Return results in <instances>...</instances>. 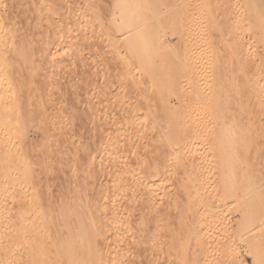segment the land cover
I'll return each instance as SVG.
<instances>
[{
    "label": "bare ground",
    "instance_id": "obj_1",
    "mask_svg": "<svg viewBox=\"0 0 264 264\" xmlns=\"http://www.w3.org/2000/svg\"><path fill=\"white\" fill-rule=\"evenodd\" d=\"M66 1L65 2L67 4H69L68 7H70L71 1L70 0H69L70 2L68 0H66ZM112 1L114 2V4L116 6L119 7V9L117 10V13H115L111 10L112 11V13H111L112 24H111V26H109V28L111 27V29L114 30L115 35L116 34L118 35L119 42H120V40L124 41V51H126L127 53L126 52L124 53V58L121 56V58H122L121 63H124V67L126 69V71L124 70L126 72L125 75L127 76V74H128L130 77L133 76V74L131 75V72H129V69H130L129 64L131 67L134 65V64L131 65V63L135 62L137 68L141 70V71L140 70L139 71L142 72L143 74H145V75H143V78H145V76L148 77L149 83L147 81V84L150 85V86L148 85V87H150V89L152 88L151 89L152 91L157 90L156 93L158 96L156 95V93L154 95H155V97H158L157 98L158 100H160L161 103L158 100H156L161 104L160 107L162 106L161 108L162 109L164 108V111L166 109L165 113L167 112L166 114L168 117L166 116L167 117L166 118L165 114H164V117L167 120L164 122L162 121L163 124H161L160 121H158L160 119V117L158 119L157 113H154V112H158L161 109L159 106L158 107L160 109L157 106H154L157 108H154V107L149 108V110L150 109L153 110V108H154V112L152 114H151V110H150V114L153 115V117H154L152 120H154V122L158 121L156 123L152 122L151 125L148 123V121H150L148 119L149 118L151 119L152 117H150L149 114H146V113H148V111L145 114L142 113L143 115H136V114L132 115L134 113L125 114V112L124 113L121 112V114L117 113L120 116H118L119 121L118 122L115 121L118 126H115L114 129L117 131L115 133H118V134L115 136L114 139L112 137H109V139H107L106 141L104 139L103 140L104 144H102V142H101V144L103 145V148L101 147L102 152H104V154L106 156L105 158H108V159H96L97 157L95 155L97 154V152H100L99 150L95 151L96 152L95 155H94L95 152H92L93 154H91V152H89L91 154V157H90V154L88 156V154H86V151H84L85 150L84 147L82 149V152H81V149H80V152L77 151V149H76L77 152L76 153L74 152L71 155L72 152L69 153L71 151V149H70L71 148L70 147L71 146V144H70L71 137H68L70 135H68L69 132H67V131L69 130L68 125L70 124L69 126H72V124H71L72 120L71 119H73L74 116L70 119L66 109L69 108V110L71 109L70 110L71 112L70 111L69 112L70 113L73 112L72 109L75 108L73 103H75V101L78 99L76 94H78L77 93L78 89L81 86L80 85L81 83H79L81 80L77 79V78L76 79L79 81H77L76 79H75V81H73L74 79L69 80L68 84L70 83L69 84L70 88H68V84L66 81L68 79L64 80V79H62L63 78L62 76L60 77L61 73H59L58 67H60L61 72L67 71L69 74L72 72V71L71 72L68 71L69 68L71 67L70 65H73L75 63V61L77 63V59L80 58L81 55L79 53L78 48L81 46L79 44L77 45V43H76L77 41H75V39L78 40L77 37L82 34L81 33L82 22L80 23V20H78L76 18L77 15H75V13L70 14V12L71 13L73 12V11H71L72 9L70 10L69 14H68V12L67 13L63 12L64 11L63 8L65 5V4H63V3H65V2H63V0H11L10 3L11 2H13V3L18 2V4H20V2H21V3H27L28 6L30 5V7H29L30 9H28L27 7H25V9H24L23 7H21V6H23L21 4L20 11L24 10V12H20V14L18 13L19 16L23 15V19H22V17L20 18V19H22V23L20 22L21 20L19 21L17 19L19 21V23L23 24V22L25 20L26 24L28 23L27 26H29V24L31 23V25L33 24L36 27V24L34 22L36 21L37 26H38L39 25L38 22H40L39 20L41 18H43V16L45 14L46 15L48 14V16H45V17L48 18L47 22L48 21H50V22L48 23V25L46 23L44 28L46 30L49 27H51L49 24L51 23V21L55 20V23L58 22V24L56 25L53 22H52V24L56 25V26L54 25L55 28L57 27V35L56 36H58V37H57V39H52L54 37L50 38V35H48V33L50 34L51 29L49 28L50 30L48 31V33H47V31H45L47 33L45 35L44 34L45 32L43 33L42 29H40L39 28L40 26H39V27H36L37 30L38 31L41 30L40 32L45 35L44 36L42 34L44 39L42 38L43 40H42V42H40L41 39H39L40 41L37 40L38 39L37 37H39L38 33H36V35H34L35 34L34 32H37L35 29L33 30L34 32L32 31V34L34 33L32 35V37L33 36L34 37L33 38L30 37L31 31L29 29H32V27L30 26L31 28L29 27V29H25V27H24L25 22H24V26H23L24 28L23 29L21 28V30L17 31V30H15V28L12 27L13 28V30H12L11 26H14L18 23V21H15L16 15H12V14H15V11L17 12L18 9L15 10L14 13H12V14L9 13V15H12L15 17L14 18L15 20H13L12 16L10 19L9 15H5L8 13H4V15L6 17L8 16V19L10 21L13 20V21L17 22L14 25H13V21H11L12 22V25H11V22H9L8 20L6 23V20H5L6 17H4V16L0 17V264H155L156 259L154 258V256L157 257V255L160 254L159 252H161L162 251L161 249L163 248V247L159 248V249L157 248L158 247L157 243H158V241H160L159 239L160 238L164 239V240L166 239V241H167V239H169V240L173 239L174 240L176 238V235H180V234L173 235V233L176 232V230H175L176 227L174 228L173 224H171L173 226L170 227L171 225L169 223H171L172 220L171 221H168V220L172 214L169 211H167V213H165L166 210L164 212H163V210H161L162 211V213H161L160 210H157L158 212H160V213H158V212H156V210H154V209L158 208V205L155 204L156 203L155 200H158L157 196H156L157 195L156 192L159 191L158 189L156 191V188L154 186L155 182H156L155 180L160 176H161L160 178L164 177L165 176L164 174H167L165 172H166L168 167L170 168V165L174 167V168L171 167V171L168 169L170 172H172V170L174 169L173 174L171 173L170 178L175 176L177 179L180 180L179 181L176 179L175 183L178 181V182H180V184H183V185H181L183 187L182 188L180 187V189H181L180 191L178 189L180 184L179 183H178L179 185L174 184L175 188L178 186L176 189V190H178V193L177 192L176 193L179 194V196H181V198H180L177 194L176 195L174 194L173 195L174 199L176 197H178L180 200L182 199L183 202L185 201V204H188L189 208L187 207L188 209L186 211L188 212L187 214L189 215V217L192 216L193 223H194L195 217H193L194 215H192V213L194 214L195 212H197V214L195 213V215L197 216L198 211L200 209L197 208L199 210L194 211L196 206L195 205L192 206V205L195 203L199 204V203L204 201V203L202 205L201 204L200 205L203 206L205 204V206H208L209 200L207 199L208 201L206 202L203 198L204 196L202 197V195H205V194H203V192H204L203 189L206 186L205 184H208L207 181L205 182V178H207L206 176L209 173H206L208 171L204 170L206 158H205V155L202 154L203 151L201 153V152H199L198 148H196L195 143H197V140L201 137L200 135H198L200 133V131H198V129L200 127L199 125L202 122H203L202 125L207 124L206 122L204 123V119L205 120H209V119H207V117H205L206 113L203 112L204 116L201 114L202 117H204V118H202L203 121L201 122V120L199 119V118H201V116H200L198 118L200 120V124H198V119H196V118L194 119L191 117L188 106H187L188 108L184 106L185 109L182 107L183 110H181L182 114L179 115L180 117L179 116L177 117V114H176V117L178 119L176 117H173V115L172 116L170 115L172 118L169 119L170 118L169 113H170L171 109L169 107L170 105L168 106V102H169L168 100H169V97L171 95H173V96L178 95V97H181L179 102L181 101V99L184 98V100L181 101V103H183L185 101L187 102V100H185V99H188V101H191V100L195 101L196 100V103L202 101V99L205 98L204 97L205 94H202L203 95V98H202L201 97L202 95H200L201 93H203L202 92L203 90L200 92V89H202V87H200L201 86L200 84H202V83L198 82L197 80H198V77H199V79L201 77H203L202 75H199L200 73H203V71L199 72L200 67H197L195 65V59L193 57L194 55L192 56L193 53L191 54L192 51L191 50H190L191 52L188 51L191 47L188 49V46L190 44L189 45L187 44L188 42H187V40H185L186 39L185 37L187 36V33L190 31L188 29H187L188 32L185 31V28H184L185 25L182 22L183 20L180 22L181 24L179 23L180 25L177 26L178 30L176 29L177 30L176 33L178 34L179 40H181L182 37L185 38L183 40L184 43L182 42L185 50L182 51L183 52L182 55L180 53L182 58H181V56L177 57L179 59H178V61L176 60V63L174 62L175 60L168 58L169 57L168 53L166 56V52L168 51L166 43L168 41L165 43L164 40H162L163 38H161L162 34H160L158 32V31H160L159 28L161 27L159 25L158 18L160 17L159 16V14H161L160 12H164V10L162 9L163 7L166 8V6L169 5L170 7L174 8V9L170 10V8L168 7L169 8L168 12H169V10L172 11V12H170V14L172 13L171 15L173 16L172 17L173 20L172 19L170 20L172 22L176 18L181 19L183 17V15L188 13L187 12L188 11L187 6H188V9L191 6L188 4L189 2L186 3L184 1L183 2L182 1H178V2L173 1V2H171V5L168 4L167 0H112ZM170 1H172V0H170ZM200 1H201L202 5L207 3V7L206 6L204 7V5H203V7H201L202 9L203 8L206 9L205 18L211 19L210 21H209V19L206 20L205 21L206 23H208L207 21H209V23L211 21H215V19H218V15L220 17V14L223 15V16L221 15V19L220 18L218 19L220 21H218V22H217V20L215 21V22H217V25H219L221 22V24L217 27V29L219 28V30H221L222 29V26H221L222 23H224L226 20H228L230 18V17H228V15L231 12V11L229 12V7H227L228 2H231L233 4V3H235L234 1H236V0H233V1L227 0V2L225 0L224 1L222 0V2H221V0H220L219 3L215 1V3L219 4V5H216V4L214 5L213 0H211V1H213V3H210L211 2L210 0H203V2H202V0H200ZM208 1H210V2H208ZM225 2L227 3L226 6L224 5ZM195 3H196V1H195ZM18 4L17 3L12 4V7H14V5L19 6ZM198 4H199V2H198ZM212 4L214 6L213 7L214 9L211 8ZM115 5H112V6L116 7ZM199 5H201V4H199ZM233 5H235V9H236L235 12L237 13V16H236L237 19H234L235 21L233 19H232V21H228L229 23H227L226 26H228V24H230L231 22L234 21L233 22L234 26H232L233 29L234 28L236 29L237 26L240 29L243 28V30L246 28L248 31L247 30H245V31L247 34H249V37H250L249 39H252L254 41V43H256V45H257V46L255 45V47H257V48H252V49H257V50L255 51L256 53L255 52L253 53L254 56L252 54H251L252 55L251 56L250 55L251 52L249 53V51L247 53L246 49L248 50L247 47L249 46L248 45L249 43L246 44L247 42L245 40H243V38H242L243 36L240 35L241 36V37H239L240 41H239V39H237L238 38L237 36H236L237 38H233L235 42L237 40L239 42L237 41V44L235 46L232 45L230 47L231 48L230 51H232V52H230V51L229 52L231 53L230 55L233 58H235L236 61L240 62L241 60L245 59L244 61L248 62L247 63L248 66H251L254 68V69H252L254 71V76L252 74L253 78L249 75L251 77V80H253V79L254 80L252 83H250V80L248 79L249 84L247 82V85L248 86L250 85V88H251L250 93H253V96L256 97L255 101H257V102L262 101V99L260 98V97H262V95H261L262 91L260 92L261 86L259 84L261 81L259 82L258 74H262L261 69H262V64H264V0H237L236 4H233ZM233 5H232V7H233ZM220 6H222L221 7L222 9H220ZM12 7H10V8H12ZM16 7H14V8L16 9ZM232 7L230 6L231 9H232ZM10 8H8V9L11 10ZM14 8H12V9H14ZM17 8H19V7H17ZM65 8H67V7H65ZM90 9L93 11V8H90ZM112 9H114V8H112ZM190 9H192V8H190ZM9 10L6 12H10ZM68 10L69 9H67L66 11H68ZM226 10H228V11H226ZM92 11L91 12L89 11V12L92 13ZM165 12H166V10H165ZM227 12H228V15H226ZM84 14H86V13H84ZM92 14L95 15L96 14L95 11ZM2 15H3V13H2ZM49 15L50 16L51 15L57 16V21H56L55 17H54L55 19L52 18L53 20L52 19L50 20L51 17ZM225 15L228 17V19L225 18ZM44 19H42V20H44ZM166 19L168 20V18H166ZM223 19H224V21H222ZM31 21H33V22H31ZM84 21H85V19H84ZM42 22H43L42 25H44L45 20ZM163 22H164V20H163ZM163 22H161L162 24L161 23L160 24L163 25ZM166 22H164V24ZM40 24H41V22H40ZM17 25L19 26L20 24H17ZM46 25L49 27L46 28ZM175 25H177V24H175ZM230 25H232V23ZM8 26H10V27H8ZM27 26H26V28H28ZM54 26H53V28H54ZM220 26H221V29H220ZM14 27H16V26H14ZM170 27H171V24H170ZM42 28H43V26H42ZM44 28H43V30H44ZM163 28H164V26H163ZM174 28H176V27H174ZM226 28H225V30H226ZM232 28L230 26L229 31L232 30ZM235 29L233 30V32L235 31ZM237 29L235 32L240 31L239 29L238 30ZM24 30H29L30 34H26L28 31H25L26 33H23L22 31H24ZM54 30L55 29H53V31ZM106 30H107V28H106ZM16 31L17 32L20 31V32H22V34L20 33L21 35L20 34L17 35ZM54 32H56V31H54ZM219 33L224 34V30H223V33L220 31H219ZM240 33L243 34L245 32H240ZM234 35H237V34H234ZM18 36H20L19 40H16V38ZM35 36H37V37H35ZM220 36H223V35H220ZM207 37H209V36H207ZM232 37H233V35H232ZM34 38L36 40L33 41ZM207 39H210V38H207ZM249 39H246V40L249 41ZM37 41H39L40 45L38 44ZM33 42L34 43L37 42L38 46L36 44H34ZM235 42H233V44H235ZM249 42H250V44H252L251 40ZM211 43L212 42H210V44ZM33 44H34V46L36 45L37 50L35 49L36 47L34 48ZM253 44L251 45V47L253 46ZM38 47H39V49H38ZM209 47H210V45H209ZM232 47H233V49H232ZM164 48H165V50L167 49L166 52H163ZM209 49H212V48H209ZM34 50H36V52H37L36 55H35ZM7 51L11 52L10 55L13 57H10V56L9 57L13 58L14 60L8 58L7 55H9V54L6 55ZM10 52H8V53H10ZM84 52H85V50H84ZM57 54H58V56H57ZM8 59L13 61V63H11V61H8ZM233 63H232V65H233ZM171 66H173V68H170ZM167 67L172 69V70L169 69L170 72H168V70H167L165 73V69ZM54 68H57L56 69V70H58V71H56L57 73L55 71H51ZM71 68H70V70H72ZM231 68H232V66H231ZM130 70H132V69H130ZM259 70H260V73H259ZM73 71H75V70L73 69ZM243 71H244V69H243ZM253 71H252V73H253ZM53 72H55L56 74H54ZM63 72H62V74H63V76H65L67 73L65 74ZM220 72H222V71H220ZM75 73H76V71H75ZM84 73H85V71H84ZM72 74L74 75V73H71V78L73 76ZM85 74H87V73H85ZM77 75L75 77H77ZM66 76L64 78H66ZM129 76H127V78ZM67 77L70 78L69 76H67ZM81 79H82V77H81ZM85 79H86V76H85ZM63 80L65 81L63 84L67 85V87H66L67 89H65V87H64L66 85L60 84V82H63ZM140 80H142V79H140ZM218 80H220V79H218ZM71 81H73V82H71ZM119 81H120V79H119ZM130 81H131V79H130ZM143 81H144V79H143ZM124 82L125 81L121 82L122 86H123ZM129 82L126 81V83H125L128 85L127 89H126L127 85H125L126 90L124 88H122V89H124L123 98L124 97L128 98V100L130 99L129 98L130 96L132 98H135V97H133L132 94L130 95L126 91H129V89L131 91V88L135 87V85H133V84H137L140 87V85L138 83H140V84L144 83L142 81H140V82L138 81L135 83V80H134V81H131V83L132 82H134V83L129 85L128 84ZM239 82H240V80H239ZM78 83H79V85H78ZM198 83H200V84H198ZM144 84H142L143 86L141 85V87H140V88L143 87V91L145 88ZM244 85H243V87L245 89H247ZM78 86H79V88H78ZM190 86H192V87H190ZM61 87H62L63 91H62ZM129 87H131V88H129ZM108 88H109V86H108ZM135 88H137V87H135ZM140 88H138V89L140 90ZM244 88H243V90H244ZM57 89H59V90L61 89L59 91L60 94L58 93V95L56 93H54ZM122 89H120V90H122ZM138 89H134L135 91H133V94H135L134 92H136V95H137V93H138L137 91H139ZM187 89H188V93H187ZM53 90H55V91L53 92ZM64 90H67L66 91L67 93L64 92ZM80 90L81 89H79V93H80ZM120 90L118 92L121 93ZM108 91L110 92V90H108ZM141 91H142V89H141ZM225 91H228V90L226 89ZM52 92H53L52 96L56 95L58 97H55V100L52 99L54 101L51 100L52 102H50L49 97L51 98ZM122 92H123V90H122ZM145 94L143 95L141 93V95H143L142 100L145 98L144 101L147 100L146 99L147 97L145 96ZM151 94H152V92H151ZM216 94L217 93H215V95ZM136 95H134V96H136ZM237 95H238V93H237ZM66 96H68V97H66ZM78 96L80 97L79 94H78ZM65 97L67 98V101L69 98H70L69 101L72 98H73V100L76 99V100H74V102L72 100L70 101V102H73L72 103L73 105L71 103L69 104V102H67L68 105H70V106L72 105L74 108H70V106L67 107L68 105H65V104H67L66 102L64 103V101H66ZM197 97H199V98H197ZM210 97L206 96V98L203 99V102H204V100L206 102H207V100L209 101ZM125 100H127V99H125ZM137 100H138V97H137ZM150 100H152V99L150 98ZM154 100H155V98H154ZM147 101L148 102H146V104L149 103V98ZM106 102H108V101H106ZM206 102H204L203 104H205ZM253 102H254V100H253ZM108 103H110V102H108ZM135 103H137V102H135ZM209 103H210V101H209ZM142 105H145V103H143ZM142 105H141V107H142ZM153 105H151V106H153ZM112 106L114 107V104ZM149 106L150 105H148V107ZM251 106H253V105H251ZM146 109H148V108L146 107ZM157 109H158V111H157ZM135 110L136 109H134L132 111L135 112ZM210 110H208L210 112V114L206 111L209 114V115L207 114L209 117L211 116V114L214 115L212 117V119H214L215 116L218 117L219 114L217 111H216L217 112V115H216V113H214L213 111H210ZM162 111L163 110H160V112L158 114H160ZM112 112L113 111H111V113ZM46 113H48V115L52 116L51 118L48 116V118L51 119V121H50V119L48 120V122H50V123L46 122L47 120L45 118H43L46 115ZM229 113H230V111H229ZM117 114L115 116H117ZM171 114H172V111H171ZM144 115H146V116L148 115L149 117H147L145 119ZM226 115H227V113H226ZM75 116H77V114ZM161 116H162V118H164L163 112H162ZM229 116H230V114H229ZM41 118L45 119L46 121L41 119ZM174 118H176V119H174ZM223 118L225 119V117H223ZM254 118H255V116H254ZM38 119L43 120V123L45 122L44 126H42L43 124L38 125V123H37V122H39ZM84 119H85V117H84ZM232 121H233V119H232ZM234 121H235V119H234ZM234 121L232 122L233 124H231L232 126L236 125V126H234L235 127L234 129L236 130L237 129L236 127H238L237 130H239V129L243 130V128H244V125H242L243 123L241 121H240L241 123L238 121L240 123V125H239L238 122L237 123L235 122L236 123L235 124ZM258 121H260V120H258ZM74 122H73V124H74ZM211 122H208L209 124H207L208 126L205 125V128L208 127V129L210 130L209 127H212V123H213V122L212 123ZM226 122H228V121H226ZM252 122L255 123L254 119H253V121H251V123ZM46 123H48V124H46ZM136 123H138L137 126L140 125L139 126L140 128H138L137 126H136V128L139 129V131H137V133H139L138 137L141 136V138L137 137L138 138L137 142L135 141L136 144H133V145H135V147H137V146H138L137 148L143 147V145H144V144H142L143 142L140 143L142 141L141 139L143 136L145 137L144 139H146L147 137H150V136H151V138L154 137V139L155 138L158 139L160 146L156 145V146H152V148L151 147L149 148L148 147L149 145L147 144L148 143L147 142L146 143V145H147L146 149L148 150V148H149V150L147 151L144 148L145 152H146L145 157H144V154H145L144 149L141 148V149H143L142 152L144 153L143 156H141L143 159L141 157H140V159H127L125 154L127 153L128 148L124 152L125 149L124 148L122 149L123 146L122 147L118 146V143L120 142L119 145H121V143L124 142V140L128 139V138H129V140H132L131 138L134 135H133V133H131V131H133V130L130 128L135 127ZM251 123L248 125L252 126ZM36 124H37V126H36ZM204 125L201 127L203 128ZM29 126H32L33 129L31 127L30 128L35 132H36V127H37V130L40 129V131H42L41 129H43L41 134L43 133V135H44V136L42 135L43 138H46V139H44V143H47V141L52 142V140H50L52 138H56V137L59 138L57 135L58 133L56 134V137L51 138V136H53L51 134H54V136H55V133L57 130L59 132H61V134L66 132L67 135L66 136L64 135L63 141H62V139L57 140L56 141L57 144L56 143L54 144V140H55L54 139L52 142L53 145H51L52 143H48V145L50 144L51 147L55 146V148H56L55 151H57L55 153L59 152L58 153L59 156H65L64 159L66 161L70 162L73 158V162H72L73 165H71V166H73L72 168L74 171L70 168L71 162L69 165H67L69 162H65V160H64V162L67 163V164L63 163V164H65L64 165L65 169H66V167L69 166L70 171L68 173L69 168L67 170H65L67 173L64 171L66 174L61 171L63 173L62 174L63 176L64 175L66 176L67 174L71 175L70 176L71 182L69 181L70 180L69 176H66L67 182L65 181V176L63 179L60 177L61 174H59V176H58V174L56 173L57 170L55 172V170L52 169L53 167L51 168L52 163L48 162V160H47L48 158L47 159L45 158L46 159L45 161L42 160L44 157L51 156V155H49V152H48V151H50L51 147H49V146L45 147V145L43 146V147H45L44 149L48 152L47 153L43 149V151L48 154L46 156H42L45 154V153H43V151H40L42 153L39 152L41 155L40 159H41V161H43V163L38 161L39 158H36L37 155L35 157V154H38V157H39V153H36V151H35L36 149L34 150V148L33 149L29 148L30 146L33 145L32 141H30L31 143H29L32 145L27 147L29 139H30V138L28 139L29 136H28V130H27V128H29ZM38 126L40 128H38ZM41 127H43V128H41ZM80 127H82V126H80ZM220 127L218 126L219 130H217V129L216 130L219 131L218 133L223 134L220 132V129H221ZM223 127H224V125H223ZM146 128L150 131L147 132ZM212 128L214 129V125ZM212 128H211V131H212L211 133H213V131H214ZM245 128H246V125H245ZM133 129H135V128H133ZM140 129H142L141 133H143V136L140 133ZM51 130H53V131L56 130V131L54 133ZM81 130H82V128H81ZM99 130H101V128H99ZM107 130H108V128H107ZM109 130H108V132H109ZM205 130L207 131V129H205ZM205 130H202L200 134L205 135V133L210 132L209 130L207 132ZM237 130L235 133H237ZM240 130H239V132H240ZM255 130H256V126H255ZM257 130H259V129H257ZM73 131H72V133H73ZM203 131H204V134H203ZM124 132H126V133H124ZM232 132H234V131H232ZM135 133H136V130H135ZM258 133H259V139L257 141H259V140L261 141V137L264 135V132L260 131ZM61 134L59 136L62 137L63 135H61ZM112 134L114 135V132H112ZM229 134H231V133H229ZM49 135H51V136H49ZM101 135H103V134H101ZM231 135H232L233 139H234V137H236L235 136L236 134L235 135L231 134ZM237 136H238V134H237ZM116 137H119V139L117 140ZM48 138H50V139H48ZM151 138H147V139H151ZM193 138L194 139L196 138L195 143L193 141ZM203 138H202V140H203ZM133 139H134V137H133ZM227 139L230 140L232 138L230 136ZM235 139L236 140H234V141L237 143L233 142L234 147L239 145L238 144L239 140L237 141V137ZM73 140H74V138H73ZM138 140L139 141L141 140V141L138 143ZM229 140L228 141L226 140L227 144L232 142V140L230 142H229ZM19 141H21V142H19ZM22 141L25 143V145H22V143H23ZM61 141H62V143H61ZM99 141L97 143H100ZM199 141H198V143H199ZM58 142H60V144H58ZM145 142L146 141H144V143ZM20 143L22 146L20 145ZM69 144H70V146H69ZM75 144H76V142H75ZM200 144H201V142H200ZM256 144H257V142L254 141L252 143V146L250 145V149H247V147H244L247 145H243L244 149L246 148L245 150L242 149L244 151L243 153L247 154V151L249 152V150H253V149L256 150V148H257ZM122 145H123V143H122ZM73 146H74V144H73ZM221 146H222V143H220L218 146H216V147H219V153L218 154L220 157L219 158L220 161L217 164H220V166H222L223 164H226V163H227L226 166H228L229 164H234V163H232V161L230 159L232 156L227 157V153L223 150H220ZM240 146L242 148V145H240ZM47 147H49V148L47 149ZM93 147H94L93 149L95 150V148H96L95 144ZM97 147H99V145ZM135 147H132L131 149H135ZM153 147L154 148L156 147V148L154 149ZM197 147H199L198 144H197ZM216 147H215V149H217ZM52 148H54V147H52ZM80 148H82L81 145H80ZM30 149H31V151H29ZM87 149H89V148L87 147ZM141 149H136V150H139L138 152L135 151V153L137 152L138 157L140 155L139 152H141L140 151ZM33 150H34V152H33ZM237 150H241V149H237ZM37 152H38V150H37ZM51 152H52V149H51ZM51 152H50V154H51ZM33 153H35V154H33ZM69 154L71 156V160L69 159L70 158L68 156ZM85 154L88 157H86ZM241 154H242V152H241ZM245 154L244 155L242 154L240 156L235 155L236 157L235 156L234 157H235V159H240L241 156H243V157L247 156ZM93 155L95 156V158ZM132 155L134 157V154H132ZM141 155H142V153H141ZM33 157H35L37 160H35V158H33ZM124 157H125V159H124ZM85 158H87V159H85ZM135 158H137V157H135ZM146 158H148V159H146ZM67 159H69V160H67ZM77 159H79V161ZM82 159H85V160L83 161ZM33 160H35L34 163H33ZM229 160H230V162H229ZM36 161L39 162V164ZM46 161H47V163H46ZM81 161H83L82 165L80 163H78ZM102 161L105 164H103ZM217 161H218V159H217ZM74 162L78 163L79 165L77 166V164H75ZM35 163L40 166L39 167L37 165L38 170H39V168L43 167L42 171H44L45 174H43L44 173L43 172L42 173L43 175H40L39 172L41 171V169L39 172L37 170H35V166H36ZM61 163H62V161H61ZM101 163L103 164L102 165L103 167L101 166L102 168L99 169V171L102 172L101 174L103 175L105 173L104 176L106 175L105 177H107V178H108V175H110L109 176L110 178H108V180H106L107 184L104 180L105 186H104V184L101 183L102 181L100 182L101 178L102 177L104 178V176H102L100 173H97V172H99L97 168L101 165ZM74 164H75V166H74ZM229 166H231V165H229ZM79 167H80L79 170L74 169V168H79ZM50 170H52V171H50ZM61 170H64V168L62 167ZM230 170H231V167H230ZM49 171H50V173L51 172L56 173L55 176H58V178L60 177L59 178L60 182L62 181L61 183H63V185H64V181L66 182L64 187H62V189H60V186H59V189L61 192H58L59 189H57L56 192L58 193V196L57 197L55 196L56 199L54 197H52V198H54V199H52L51 198L52 195L50 196V199H49L48 194L46 195V193H49V192L45 193L46 190L49 191L51 189V188H49L50 187L49 185L51 183L50 179H51V181L57 180V178H55V176L52 173H51L52 175H50V173L47 175V173ZM77 171H79L78 172L79 174H77ZM233 171H234V169H233ZM97 174L101 175L100 179L97 177V179H99L98 185H100V183H101L102 188L104 186V188H103L104 190H102V188L100 187L101 185L97 186L100 188H96V189L92 187L96 183L95 177L97 176ZM169 174L170 173L168 172V175ZM49 175L51 177L54 176V177H52L53 180ZM220 175H222V174H220ZM226 176H227V174H226ZM67 177L69 179H67ZM165 177L167 178V175ZM34 178L36 179V182L34 181ZM107 178H105V179H107ZM222 178H224V177H222ZM47 179L49 181L48 182L49 185H47V187L45 189V184L47 182L46 181ZM53 182H55V181H53ZM53 182H52L51 186L55 185V184H53ZM226 182H227V180H226ZM63 185H61V186H63ZM94 187H96V186H94ZM174 187H173V189H174ZM190 187H192V188H190ZM92 188H93V190H97L96 194H98V195H97V197H95L96 199L91 198V196H93V195L95 196V193H94V191H92ZM154 188H155V190H154ZM183 188H184V192L181 195V191ZM186 188H188L187 191H186ZM100 189L102 190V192H100ZM91 193H92V195H91ZM190 193L192 194L193 198L199 197V196L194 197V195H193L194 193H195V195L200 194L201 196H200V198H198L199 200L196 198L198 201L196 199L193 200V198H190V196H191ZM162 194H164V193H162ZM170 195L171 194L168 195L165 193V195H163V197L170 196ZM154 197H156V199ZM158 197H159V200H161L159 195H158ZM206 198H207V195H206L205 199ZM165 199H167V201H168L167 197ZM170 199H173V197L169 198V200ZM183 199H185V200H183ZM201 199H202V201H201ZM186 200H192L193 204L190 201V203L192 205L191 204L189 205V202H187ZM164 202H165V200H164ZM166 203L168 204V202H166ZM173 203H176V202H173ZM178 203H180V202H178ZM10 204H13V205H11L12 207L10 206ZM169 204H170V201H169ZM156 205H157V207H156ZM173 205L175 207V204H173ZM182 206H185V205H182ZM171 207H172V205H171ZM198 207H199V205H198ZM177 208H174V211H175V213L178 212V214H179V211L176 212V210H175ZM180 209L182 210L181 207H180ZM181 210H180V214H181ZM188 210H190L191 212ZM182 212H183V210H182ZM189 212L191 213V215L189 214ZM185 213L186 212H183V214H181V215H184V216H182L183 219L185 218L183 220L184 222L186 221V218H187V217H185ZM241 213H242V211H241ZM187 214H186V216H188ZM181 215H180V217H181ZM201 215H203V214H201ZM199 217L200 216L196 217L197 218L196 223L199 222L198 219H201ZM178 218H179V216H178ZM179 221H178V223H180ZM183 221L181 223L185 227L186 223L184 224ZM186 222L192 223L190 219H188ZM181 223H180V226L183 229L184 227H183V225H181ZM200 223H201V221H200ZM195 225L196 226L194 228H192L194 225L191 224L190 230H188V232H186L187 230L185 231V229H187L189 226L186 227L184 230H182L183 232L185 231L184 233L186 234V235L184 234L185 237L182 236V237H184L183 238L184 240L182 239L183 240L182 242L185 244L187 243L186 247H188V248H186V250H190L189 246H188L190 243H191L190 247L193 246L192 251H189V253H192V254H190V255H192L191 258H194L196 256L195 257L196 260L193 262V259L191 261V258L189 257L190 258L189 261H191L195 264H201L202 261H200L198 259L200 257L203 258L202 255L206 254V253H207L206 256H208V254H209L208 252L210 251L209 249L211 247L208 249V246H209V244L207 245L208 240L206 242V239L204 237L205 236L204 233L202 235H200L202 232H201L200 228L197 226V224H195ZM196 227L199 229H197ZM171 228L172 229L174 228V232ZM168 229H171L170 231H172V234L170 231L168 232ZM182 231L180 233H182V235H183ZM177 238H178V236H177ZM178 241H180V240H178ZM164 245L165 246L163 249H165L166 253H168V251L171 253L170 249L174 246L173 243H170L169 241H167L164 243ZM160 246H162V245H160ZM223 248H222V252L227 254V251L230 248V244L229 245L227 244ZM220 251H221V249H220ZM230 251L231 250H229L228 252H230ZM222 252H221V254H223ZM162 253L164 255L163 251H162ZM170 253H169V255H170ZM185 254L187 256H189V254L187 252ZM187 256L184 255V257H187ZM203 256L205 257V255H203ZM168 259H170V258H168ZM184 259H186V258H184ZM202 260H205V258H203ZM186 261H184V262H186ZM164 264H166V263H164ZM169 264H171V262ZM172 264H174V263H172ZM189 264H192V263H189Z\"/></svg>",
    "mask_w": 264,
    "mask_h": 264
},
{
    "label": "rangeland",
    "instance_id": "obj_2",
    "mask_svg": "<svg viewBox=\"0 0 264 264\" xmlns=\"http://www.w3.org/2000/svg\"><path fill=\"white\" fill-rule=\"evenodd\" d=\"M10 1L11 0H0V14L2 15V13H3V15L1 16L0 15V17H6L5 15H9V13H14V11L15 10H17V12L15 11V14H12V15H16V20L14 19L15 17L14 16H12V15H9L10 17V19H11V16H12V18H13V20H15V21H20L21 23H22V19H23V15H18V13L20 14V12H24V10L22 11H20V6H21V4L23 5V6H21V7H23L24 9H25V7H27L28 9H30L29 7H30V5L28 6V4L27 3H21L20 2V4H18V2H16L19 6H17V5H14V7H19V8H17L16 7V9L14 8V7H12V4H16V3H13V2H11L10 3ZM66 1V0H65ZM64 0H63V2H65ZM69 1V0H68ZM71 1V2H70ZM69 2H70V7H68V5L69 4H67L66 2L65 3H63V4H65L64 5V8H63V12H68V14H69V12H70V10L71 11H73L72 13L70 12V14H73V13H75V15H77L76 16V18L78 19V20H80V23L82 22V24H81V27H82V29H81V35L80 36H78L77 37V39L78 40H76L75 39V41H77L76 43H77V45L79 44L81 47H79L78 48V50H79V53H80V55L82 56H80V58H78L77 59V63H76V61H75V63L73 64V65H70L71 67V69L72 70H70V68H69V72H71V73H74V77L72 76V78H71V73H69L68 74V72L66 71V72H63V73H67L66 75L67 76H69L70 78H68L65 74V76H66V78H64L65 76H63V74H62V72L60 71V67H58L59 69V73H61L60 74V77L62 76L63 78L62 79H64V80H66V79H68V80H66L67 81V84H68V82H69V80H73V81H75V79L77 78V79H80L81 81L79 82V83H81L80 85V88H79V86H78V88L79 89H81L80 90V93H79V89H78V94L80 95V97L78 96V94H76L77 95V100L76 99H74V100H76L75 101V103H73L74 102V100H73V98L71 99L73 102H70L69 101V99H68V101H67V98L66 97H68V96H66L65 98H66V101H64V103L66 102H69V104L71 103H73L74 104V107L72 106H70V105H68V103L67 104H65V105H68L67 107H69L70 106V108H74V109H72L73 110V114L72 113H70L71 111V109L69 110V108H67L66 110H67V112H68V115H69V117H70V119L73 117V119H71L72 121H71V124H72V126H69L68 125V131L67 132H69L68 133V135H70V136H68V137H71V142H70V144H71V146H70V144H69V146L71 147L70 149H71V151L69 152V153H71V155L75 152H77V151H79L80 152V149H81V152H82V149H83V147L85 148V150L84 151H86V154H88V156H89V152H91V154H93L92 152H95V151H97V150H99L100 152H97V154H96V152L94 153V155L97 157L96 159H108V158H105L106 156H105V154H104V152H102V149H101V147L103 148V145L102 144H104V139H105V141L107 140V139H109V137H112L113 139L115 138V136L118 134V133H115V132H117L115 129H114V127L115 126H118L117 124H116V122L115 121H119L118 119V116H120L119 114H117V113H120L121 114V112L122 113H124L125 112V114H132V113H134V114H132V115H143L142 113H146L147 111H148V113H146V114H149L150 115V117H152L151 119L149 118L148 120H150V121H148V123L151 125V123L152 122H154V120H152L154 117H153V115H151L153 112H154V108H157L158 106L160 107V100H158L157 98L158 97H155V93L157 92V90H155V91H152L151 89H150V87H148V85L149 84H147V81H148V83H149V79H148V77H146L145 76V78H143V75H145V74H143L142 72H140L141 70L140 69H138L137 68V66H136V63L134 62H132L131 63V65H133V66H131L130 67V64H129V68L130 69H132V70H130L129 69V72H131V75L133 74V76H129L128 74H127V76H129L128 78H127V76L125 75V71H126V69H125V67H124V63H121V56L124 58V53L126 52V51H124V41H121L120 40V42H119V40H118V35L116 34L115 35V32H114V30H112L111 29V27L109 28V26H111V24H112V18H111V13H112V11L113 12H115V13H117V10L119 9V7L118 6H116L115 4H114V2L112 1V0H70ZM93 1V2H92ZM98 1V2H97ZM173 1H176V2H178V1H184V2H186V3H188L190 6V8H192V9H188V6H187V12L188 13H186L185 15H183V17L185 18H176L174 21H170L171 19L173 20V16L170 14V12H172V11H170L171 9H174L173 7H170L169 5L168 6H166V8L165 7H163L162 9L164 10V12H160L161 14H159V18H158V21H159V25L161 26L160 28H159V30L161 31H158L160 34H162L161 35V38H163L162 40H164V42L166 43L167 41V43H166V45H167V49H168V51L170 52H168L167 51V49L165 50V48L163 49V52H166V56H167V53H168V55H169V57L168 58H171V59H173V60H175L174 62L176 63V60L178 61V59L179 58H177L178 56H181L182 55V51H184L185 49H184V47H183V40L185 39V40H187V44L189 45L188 46V51H190L191 52V54H192V56L194 57V59H195V65L197 66V67H200L199 69H200V71L199 72H201V71H203V73H200L199 75H202L203 77H201L200 79L202 80H200L199 79V77H198V82H201L202 84H200V83H198V84H200L201 86L200 87H202V89H200V92L202 91L203 93H201L200 95H202V94H205L206 96H208V97H210V99H209V101H210V103H209V101L207 100V102L204 100V102H206L205 104H203L204 102H203V99H205L206 98V96L204 95V97L205 98H203V95L201 96L203 99H202V101H200L199 99V101L200 102H197L196 103V100L194 101H188V99H185V100H187V102L185 103V102H183V103H181V101H183L184 100V98L183 99H181V101L179 102V100H180V98L181 97H178V95L176 96V95H171L170 97H169V102H168V106L170 107V109H171V111H172V114H171V111H170V113H169V116L171 115H173V117H176V114H177V117L180 115V114H182V112H181V110H183V108H184V106L185 107H189V112H190V114H191V117L192 118H196V119H198L200 116H201V118H199L200 120H201V122L203 121L202 120V118H204V117H202V115H203V112L204 113H206V115H205V117H207V119H209V120H205L204 119V123L206 122L207 124H209L208 122H211L212 123V127H213V125H214V129L212 128V127H209L210 128V130L208 129V127H206L205 128V125H207V124H203L204 125V129L201 127V126H203L202 125V123L200 124V120L198 119V124H200L199 126V129H198V131H200V133H201V131L202 130H205V129H207V131L209 130L210 132H207L206 130V132L207 133H205V135H202V134H198V135H200L202 138H203V140H202V138L200 139H198L197 140V143H195L196 142V138L194 139L193 138V141H194V143L196 144L195 146H196V148H198V150H199V152H201L202 153V151H203V153L202 154H204L205 155V171H208V172H206V173H209V174H207V178H205V182L207 181V183L208 184H205L206 186L204 187V192H203V194H205V195H202V197L204 198V200L207 202L208 200V206H205V204L203 205V206H201L203 203H204V201L203 202H201V203H199V204H196L195 202V204H193V202H192V200H186L187 202H189V205L191 204L190 203V201L192 202V206H196L195 207V209H194V211H198L199 209L201 210H199L198 211V215L196 216L195 215V213L197 214V212H195L194 214L192 213V215H194L193 217H195L194 218V223L195 224H197V226L200 228V230H201V234L200 235H202L203 233H204V237H205V239H206V242H207V240H208V243H207V245L209 244V246H208V249L210 250L208 253V256H206L207 255V253L206 254H203V255H205V257L202 255V257L203 258H205V260H202L203 258H201L200 256V258L198 259V260H200V261H202V263L203 264H264V135L261 137V141L259 140V141H257L258 139H259V133L258 132H260V131H262V132H264V64H262V74H258V79H259V84H260V92L262 91V97H260L261 99H262V101H255L256 99V97H254L253 96V93H250L251 92V88H250V85L248 86L247 85V82H248V79L250 80V83H252L253 82V80H251V77H252V74H253V76H254V71L252 70V69H254L253 67H251V66H248V62L247 61H244V60H241L240 62H238V61H236L235 60V58H233L230 54V52H232V51H230L231 50V46L233 45V46H235L236 44H237V41L235 42L234 41V39L233 38H237V39H239V41H240V38L239 37H241V36H243L242 38H243V40H245L247 43L246 44H248L247 46V48H248V50L246 49V51H247V53H248V51H249V53H250V55L252 54L253 56H254V52L257 50V49H252V48H257V47H255V45H256V43H254V41L252 40V39H249L250 37H249V34H247L246 33V31L245 30H247L246 28L243 30V28L242 29H240V28H238V26L236 27V29L238 28L240 31H237V32H235L236 31V29H235V31L233 32V28H232V26H234L233 25V22L235 21L234 19H237V13L235 12L236 11V9H235V5H233V4H236V1H234L235 3H231V2H228V6L227 7H229V12H230V14L228 15V12H227V14L226 15H228V17H230L229 19H228V17L225 15V18H227L228 20H226L224 23H222V29H221V26H220V29L222 30H219V28L217 29V27L221 24V22H220V24L219 25H217V22L218 21H220V20H218L219 18L221 19V15L222 14H220V17H219V15H218V19H215V21L217 20V22H215V21H211L210 23H209V21L211 20V19H209V18H205V11H206V9L205 8H201V7H203V5H204V7L206 6L207 7V3H205V4H203L202 5V3H201V1L200 0H172V1H170V0H167V2H168V4H170L171 5V2H173ZM195 1H196V3H195ZM211 1V0H210ZM210 1H208V2H210ZM214 1V5L216 4L215 3V1L216 2H218L219 3V1L220 0H213ZM213 1H211L210 3H213ZM224 1V0H223ZM226 2H227V0H225ZM229 1H233V0H229ZM75 2V3H74ZM193 4H192V3ZM198 2H199V4H201V5H199L198 4ZM202 2H203V0H202ZM206 2V1H205ZM221 2H222V0H221ZM225 2V6L227 5V3ZM90 3V4H89ZM231 5H230V4ZM26 4V5H25ZM73 4V5H72ZM193 6H192V5ZM11 5V6H10ZM67 5V6H66ZM112 5H115L116 7H113ZM216 5H219V4H216ZM232 5H233V7H232ZM12 7V8H14V9H12V8H10V7ZM45 6V5H44ZM200 6V7H199ZM230 6L232 7V9L230 8ZM42 7V6H41ZM65 7H67V8H65ZM114 8V9H112V8ZM170 8V10H169V12H168V9ZM214 6H213V4H212V9H214L213 8ZM222 6H220V9H222L221 8ZM8 8H10L11 10H9ZM22 8V9H23ZM90 8H93V11L90 9ZM116 8V9H115ZM235 10H234V9ZM67 9H69L68 11H66ZM74 9V10H73ZM109 9V10H108ZM10 11V12H6V11ZM27 10V9H26ZM108 10V11H107ZM112 10V11H111ZM162 10V11H163ZM165 10H166V12H165ZM234 10V11H233ZM2 11V12H1ZM5 11V12H4ZM19 11V12H18ZM92 11V13L95 11V15L94 14H92V13H90V12ZM161 11V10H160ZM226 11H228V10H226ZM86 13V14H84V13ZM204 12V13H203ZM4 13H8V14H5L4 15ZM17 13V14H16ZM168 13V14H167ZM235 13V14H234ZM22 14V13H21ZM91 14V15H90ZM234 14V15H233ZM18 15V16H17ZM83 15V16H82ZM85 15V16H84ZM45 16H48V14L46 15H44L43 16V18H41L39 21L41 22V24H40V22H38V26H37V22L35 21L34 23L36 24V27H39L40 29H42V32L44 33L45 31H47V33H48V31L50 30V34L48 33V35H50V38H52V37H54V38H52V39H57V37L58 36H56L57 35V27L55 28V26L58 24V22H56L55 23V20H53L52 18H56V21H57V16H55V15H49L51 18H50V20L52 19L53 21H51V23L49 24L51 27H49V26H47L48 25V23L50 22V21H48L47 22V17H45ZM169 16V17H168ZM223 16V15H222ZM18 17V18H17ZM22 17V19H20ZM110 17V18H109ZM207 17V16H206ZM235 17V18H234ZM45 18V19H44ZM54 18V19H55ZM166 18H168V20L166 19ZM224 18V17H223ZM18 19V20H17ZM42 19H44L45 20V22H44V25H42L43 24V22L42 21H44V20H42ZM84 19H85V21H84ZM209 19V21H207L208 23H206L205 21L206 20H208ZM231 19V20H230ZM232 19L234 20L233 22H231L232 23V25H230V24H228V26L230 25L231 26V28H232V30H230L229 31V28H230V26L228 27V26H226L227 25V23H229L228 21H232ZM5 20H6V23H7V20L9 21V22H11V21H13V20H9L8 19V16L5 18ZM42 20V21H41ZM161 20V21H160ZM163 20H164V22H166L165 24H164V22H163ZM183 20V21H182ZM202 20V21H201ZM15 21H13V25L14 24H16L17 22H15ZM19 21H18V23L17 24H20L19 26L16 24V25H14V26H16V27H14V26H11L12 25V22H11V29L13 30V28H15V30H21V28L23 29L24 27H25V29H29V27L31 26L32 27V29H29L30 31H31V36L30 37H32V35L34 34V35H36V33H38V36L40 37H37V36H35V37H37L38 39L37 40H39V39H41V41L40 42H42V40L44 39L43 38V36H42V34L43 33H41L40 31L41 30H37V28L34 26H32L31 25V23L29 24V26H27V24H26V21L24 20V22H25V26H24V22H23V24H21V23H19ZM183 22L184 23V28H185V31L186 32H188V30L190 31V32H188L187 33V36L185 37V38H181V40H179V37H178V34L176 33V31L178 30L177 29V26H179L181 23L180 22ZM201 21V22H200ZM222 21H224V19L222 20ZM15 22V23H14ZM31 22H33V21H31ZM52 22L53 23H55L54 25L52 24ZM161 22H163V25H161L162 23ZM177 22V23H176ZM47 23V25H46V28H48V29H46L45 30V28H44V26H45V24ZM161 23V24H160ZM171 24V27H170V24ZM180 23V24H179ZM199 23V24H198ZM54 26V28H53V26ZM169 24V25H168ZM175 24H177V25H175ZM202 24V25H201ZM225 26H224V25ZM235 24V23H234ZM43 26V28H44V30H43V28H42V26ZM167 27H166V26ZM208 25V26H207ZM10 26H8V27H10ZM21 26V27H20ZM24 26V27H23ZM26 26L28 27V28H26ZM101 26V27H100ZM107 28V30L109 31H107L106 30V28ZM163 26H164V28H163ZM169 26V27H168ZM176 27V28H174V27ZM214 26V27H213ZM13 27V28H12ZM18 27V28H17ZM20 27V28H19ZM30 27V28H31ZM193 27V28H192ZM226 28V30H225V28ZM55 29L54 31H56V32H54L53 31V29ZM104 30H103V29ZM172 28V29H171ZM174 28V29H173ZM201 28V29H200ZM36 30L37 32H34L33 30ZM171 29V30H170ZM177 29V30H176ZM188 29V30H187ZM237 29V30H238ZM29 30H24V31H22L23 33H26L25 31H28L26 34H30L29 32ZM175 30V31H174ZM194 30V31H193ZM214 30V31H213ZM223 30H224V34H221V33H219V31L220 32H222L223 33ZM242 30V31H241ZM16 31V32H17ZM32 31L34 32L33 34H32ZM173 31V32H172ZM232 31V32H231ZM248 31V30H247ZM22 32H17V35H19L20 33L22 34ZM40 32V33H39ZM108 32V33H107ZM240 32H245V33H240ZM46 32L44 33L45 35L47 34ZM53 33V34H52ZM111 33V34H110ZM210 33V34H209ZM249 33V32H248ZM20 34V35H21ZM43 34V35H44ZM213 34V35H212ZM223 35V36H220V35ZM234 34H237V35H234ZM239 34V35H238ZM248 36H247V35ZM16 35V36H17ZM44 35V36H45ZM231 35V36H230ZM232 35H233V37H232ZM241 35V36H240ZM67 36V35H66ZM207 36H209V37H207ZM237 36V37H236ZM19 37L20 36H18L17 38H16V40H19ZM34 37V36H33ZM32 37V38H33ZM226 37V38H225ZM230 37V38H229ZM245 37V38H244ZM248 37V38H247ZM43 38V39H42ZM67 38V37H66ZM115 40H114V39ZM207 38H210V39H207ZM207 39V40H206ZM215 39V40H214ZM230 39V40H229ZM246 39H249V41L251 40L252 42V44H253V46L251 47V45L252 44H250V42L248 41V40H246ZM32 40V39H31ZM34 40H36L35 38L33 39V41ZM91 40V41H90ZM114 40V41H113ZM189 40V41H188ZM221 40V41H220ZM236 40V39H235ZM39 41H37L38 42V44L40 45V43H39ZM178 41V42H177ZM215 41V42H214ZM238 41V42H239ZM37 42H33L34 44H36L37 45ZM183 42V43H182ZM204 42V43H203ZM210 42H212L211 44H210ZM233 42H235V44H233ZM85 43V44H84ZM34 44H33V46H34ZM217 44V45H216ZM219 44V45H218ZM227 44V45H226ZM36 45L34 46V48L36 47ZM90 45V46H89ZM106 45V46H105ZM169 45V46H168ZM209 45H210V47H209ZM38 46V45H37ZM180 46V47H179ZM225 46V47H224ZM257 46V45H256ZM40 47V46H39ZM39 47H38V49H39ZM84 47V48H83ZM207 48V49H206ZM209 48H212V49H209ZM215 48V49H214ZM226 48V49H225ZM36 50H37V47L35 48ZM93 49V50H92ZM181 49V50H180ZM228 49V50H227ZM232 49H233V47H232ZM36 50H34V52H35V55L37 54V52H36ZM84 50H85V52H84ZM90 50V51H89ZM120 50V51H119ZM227 50V51H226ZM254 50V51H253ZM212 53H211V52ZM230 51V52H229ZM8 52H10V51H7V53H6V55L7 54H9V55H7L8 56V58H10V57H13V56H11L10 54H11V52L10 53H8ZM91 52V53H90ZM99 53V54H98ZM121 53V54H120ZM127 53V52H126ZM180 53H181V55H180ZM256 53V52H255ZM214 54V55H213ZM226 54V55H225ZM229 54V55H228ZM13 55V54H12ZM251 55V56H252ZM10 56V57H9ZM57 56H58V54H57ZM227 56V57H226ZM120 58V59H119ZM175 58V59H174ZM181 58H182V56H181ZM10 59H13V58H10ZM230 59V60H229ZM14 60V59H13ZM120 60V61H119ZM172 60V61H173ZM8 61H11V60H9L8 59ZM123 61V60H122ZM83 62V63H82ZM102 62V63H101ZM234 62V63H233ZM11 63H13V61H11ZM95 63V64H94ZM178 63V62H177ZM232 63H233V65H232ZM238 63V64H237ZM240 63V64H239ZM77 64V65H76ZM100 64V65H99ZM74 66V67H73ZM231 66H232V68H231ZM247 66V67H246ZM196 67V68H197ZM227 67V68H226ZM234 67V68H233ZM237 67V68H236ZM243 67V68H242ZM170 68H173V66H171ZM170 68H166L165 69V73H166V71L168 70V72H170V70H172V69H170ZM246 68V69H245ZM55 69V70H54ZM54 69H52L51 71H58V70H56L57 68H54ZM73 69L76 71V73L78 74H76L75 73V71H73ZM128 69V68H127ZM170 69V70H169ZM243 69H244V71H243ZM249 69V70H248ZM125 70V71H124ZM137 70V71H136ZM140 70V71H139ZM218 70V71H217ZM50 71V72H51ZM84 71H85V73H87V74H85L84 73ZM217 71V72H216ZM220 71H222V72H220ZM237 71V72H236ZM241 71V72H240ZM243 71V72H242ZM252 71H253V73H252ZM55 72H53L54 74H56ZM95 72V73H94ZM134 72V73H133ZM239 72V73H238ZM139 73V74H138ZM220 73V74H219ZM259 73H260V70H259ZM141 74V75H140ZM223 74V75H222ZM77 75V77H75ZM86 76V79H85V76ZM198 75V76H199ZM225 75V76H224ZM251 77H250V76ZM89 76V77H88ZM91 76V77H90ZM118 76V77H117ZM81 77H82V79H81ZM126 77V78H125ZM216 77V78H215ZM238 77V78H237ZM242 77V78H241ZM118 78V79H117ZM125 78V79H124ZM131 79V81H134L135 80V83L136 82H140V81H142V82H144V83H142V84H144V86H145V88H144V91H143V87L142 88H140L141 87V85L142 84H140V83H138L139 85H140V87L137 85V84H133L134 82H132L131 83V81H130V79ZM134 78V79H133ZM203 78V79H202ZM253 78V77H252ZM61 79V80H62ZM76 79V80H77ZM119 79H120V81H119ZM122 79V80H121ZM138 81H137V80ZM140 79H142V80H140ZM143 79H144V81H143ZM218 79H220V80H218ZM63 80V82H60V84H63L65 81ZM85 80V81H84ZM96 80V81H95ZM111 80V81H110ZM212 80V81H211ZM239 80H240V82H239ZM73 81H71V82H73ZM77 81H79V80H77ZM107 81V82H106ZM123 81H125L124 83H123V86H122V83L121 82H123ZM126 81L127 82H129L128 84L130 85V84H133V85H135V87H137V88H135V87H129V88H131V91H130V89H129V91L131 92H129V91H126V92H128L130 95L132 94L133 95V97H135V98H132L130 95V99L128 100V98H123V94H124V89H125V85H127V84H125L126 83ZM231 81V82H230ZM243 81V82H242ZM112 82V83H111ZM114 82V83H113ZM246 82V83H245ZM79 83H78V85H79ZM239 83V84H238ZM70 84V83H69ZM69 84H68V88H70V86H69ZM87 84V85H86ZM96 84V85H95ZM227 84V85H226ZM241 84V85H240ZM245 84V85H244ZM248 84H249V82H248ZM63 85H66V84H63ZM121 85V86H120ZM137 85V86H136ZM192 85V84H191ZM243 85L248 89H245L244 87H243ZM248 87H247V86ZM62 86V85H61ZM87 86V87H86ZM97 86V87H96ZM108 86H109V88H108ZM143 86V85H142ZM150 86V85H149ZM242 86V87H241ZM65 87V89H67L66 87H67V85L66 86H64ZM147 87V88H146ZM190 87H192V86H190ZM240 87V88H239ZM93 88V89H92ZM122 88H124V89H122ZM128 88V85H127V87H126V89ZM138 88H140V90L138 89ZM189 88V87H188ZM242 88V89H241ZM243 88H244V90H243ZM250 88V89H249ZM61 89H62V87H61ZM60 89V90H61ZM110 90V92L108 91V90ZM120 89H122L123 90V92H122V90H120ZM125 89V90H126ZM133 89V90H132ZM134 89H138L139 91H137L138 93H137V95H136V92H134L135 94H133V91H135ZM141 89H142V91H141ZM227 89L228 91H225V90ZM241 89V90H240ZM59 89H57L56 91L55 90H53V92L54 93H56L57 95H58V93L60 94V91ZM69 90V89H68ZM121 91V93L120 92H118V91ZM190 90V89H189ZM224 90V91H223ZM250 90V91H249ZM62 91H63V89H62ZM61 91V92H62ZM67 90H64V92H66ZM147 91V92H146ZM191 91V90H190ZM212 91V92H211ZM244 91V92H243ZM53 92H52V94H51V98L49 97V99H50V102H52V101H54L55 100V97H58V96H56V95H54V96H52L53 95ZM108 92V93H107ZM118 92V93H117ZM151 92H152V94H151ZM199 92V93H200ZM230 92V93H229ZM67 93V92H66ZM65 93V94H66ZM84 93V94H83ZM117 93V94H116ZM141 93L144 95L145 93V96L147 97L146 99L148 100V98H149V103H147L146 104V102H148L147 100L146 101H144V99L142 100V97H143V95H141ZM187 93H188V89H187ZM215 93H217L216 95H215ZM237 93H238V95H237ZM241 93V94H240ZM250 93V94H249ZM112 95V96H111ZM116 95V96H115ZM134 95H136L137 97H138V100H137V97L136 96H134ZM156 95H157V93H156ZM228 95V96H227ZM260 95V96H261ZM107 96V97H106ZM140 96V97H139ZM144 96V97H145ZM158 96V95H157ZM176 96V97H175ZM54 97V98H53ZM117 97V98H116ZM252 97V98H251ZM150 98L152 99V100H150ZM154 98H155V100H154ZM197 98H199V97H197ZM52 99H54V100H52ZM125 99H127V100H125ZM133 99V100H132ZM142 101H141V100ZM168 99V98H167ZM52 100V101H51ZM86 100V101H85ZM111 100V101H110ZM113 100V101H112ZM156 100H158V101H156ZM215 100V101H214ZM253 100H254V102H253ZM106 101H108V102H110V103H108V102H106ZM144 101V102H143ZM250 101V102H249ZM135 102H137V103H135ZM140 102V103H139ZM142 102V103H141ZM189 102V103H188ZM203 102V103H202ZM262 102V103H261ZM107 103V104H106ZM143 103H145V105H142ZM158 103V104H157ZM181 103V104H180ZM199 103V104H198ZM76 104V105H75ZM109 104V105H108ZM114 104V107L112 106ZM135 104V105H134ZM138 104V105H137ZM154 104V105H153ZM186 104V105H185ZM193 104V105H192ZM134 105V106H133ZM141 105H142V107H141ZM148 105H150L149 107H148ZM151 105H153V106H151ZM251 105H253V106H251ZM257 105V106H256ZM148 108V109H146V107ZM154 106H157V107H154ZM202 106V107H201ZM259 106V107H258ZM66 107V106H65ZM145 109H144V108ZM150 107H154L153 108V110H151V114H150V110H149V108ZM158 107V108H159ZM162 107V106H161ZM160 107V108H161ZM183 107V108H182ZM187 107V108H188ZM253 107V108H252ZM132 108V109H131ZM140 108V109H139ZM159 108V109H160ZM202 108V109H201ZM235 108V109H234ZM112 109V110H111ZM118 109V110H117ZM134 109H136L135 110V112H133L132 110H134ZM185 109V108H184ZM206 109V110H205ZM211 109V110H210ZM216 109V110H215ZM75 110V111H74ZM89 110V111H88ZM140 112H139V111ZM160 110H163L162 112H163V117H164V114H165V117L167 116V112L165 113V111H166V109H165V111H164V108L162 109H160ZM160 110L158 111V109H157V111L158 112H154V113H157V118L159 119V117H160V119L158 120V121H160V123L161 124H163L162 123V121L164 122V121H166L167 119H165V117L164 118H162V112L160 113V114H158L159 112H160ZM202 110V111H201ZM208 110H210V111H213L214 113H216V115H217V112H218V117H216L215 116V118L214 119H212V117L214 116V115H212L211 114V116L209 117L208 115L210 114V112L208 111ZM70 111V112H69ZM111 111H113L112 113H111ZM118 111V112H117ZM131 111V112H130ZM138 111V112H137ZM156 111V110H155ZM209 113H207V112ZM217 111V112H216ZM229 111H230V113H229ZM90 112V113H89ZM138 114H137V113ZM177 112V113H176ZM220 112V113H219ZM250 112V113H249ZM107 113V114H106ZM223 113V114H222ZM226 113H227V115H226ZM77 114V116H75ZM89 114V115H88ZM117 114V116H115ZM195 114V115H194ZM202 114V115H201ZM208 114V115H207ZM221 114V115H220ZM229 114H230V116H229ZM232 114V115H231ZM234 114V115H233ZM47 115V116H46ZM46 117L44 116L43 118H45V119H43V118H41V119H43V120H45L46 122H48V120L52 117V116H50V115H48V113H46ZM72 115V116H71ZM87 115V116H86ZM155 115V114H154ZM160 115V116H159ZM184 115V114H183ZM253 115V116H252ZM48 116L50 117V118H48ZM79 116V117H78ZM145 116V119L147 118V117H149L148 115L146 116V115H144ZM170 116V118L169 119H171L172 117ZM185 116V115H184ZM195 116V117H194ZM198 116V117H197ZM204 116V115H203ZM221 116V117H220ZM254 116H255V118H254ZM68 117V118H69ZM84 117H85V119H84ZM168 117V116H167ZM166 117V118H167ZM176 117V118H177ZM180 117V116H179ZM209 117V118H208ZM223 117H225V119L223 118ZM228 117V118H227ZM236 117V118H235ZM248 117V118H247ZM253 117V118H252ZM75 118V119H74ZM117 120H116V119ZM143 118V117H142ZM141 118V119H142ZM176 118H174V119H176ZM182 118V117H181ZM184 118V117H183ZM233 119V121H234V119H235V121H234V123L236 122H242L243 124L242 125H244V128H243V130H240V132H239V130H237L238 129V127H236L237 129V133H235L236 132V130L234 129L235 127L234 126H236V125H234V126H232L231 124H233L232 122V119ZM258 118V119H257ZM165 119V120H164ZM178 119V118H177ZM230 119V120H229ZM253 119H254V121H255V123L254 122H252L251 123V121H253ZM43 120H39L38 119V121L39 122H37L38 123V125H41V124H43L42 126H44V123H43ZM79 120V121H78ZM143 120V119H142ZM152 120V121H151ZM250 122H249V121ZM258 120H260V121H258ZM50 121H51V119H50ZM70 121V120H69ZM75 121V122H74ZM84 121V122H83ZM158 121H155L154 123H156V122H158ZM197 121V120H196ZM208 121V122H207ZM226 121H228V122H226ZM73 122H74V124H73ZM112 122V123H111ZM115 122V123H114ZM238 122V124L240 125V123ZM48 123H50V122H48ZM48 123H46V124H48ZM70 123V122H69ZM219 123V124H218ZM221 123V124H220ZM235 123V124H236ZM252 124V126L251 125H248V124ZM110 124V125H109ZM137 124L138 123H136L135 124V127H133V128H135V129H133V128H130V129H132L133 131H131V133H133V137H134V139H133V137L131 138L132 140H129V138L128 139H125L124 140V142H122L123 143V145H122V143H121V145H119L120 144V142L118 143V146H120V147H122V149L124 148L125 150H124V152L126 151V149L128 148V150L130 151H128L127 150V153L125 154L126 155V158L127 159H140V157L141 156H143V154H144V157H145V155H146V152H145V149L147 148V145H146V143L149 145L148 147L150 148H152V146H156V145H158V146H160L159 145V141H158V139H154V137L153 138H151V136L150 137H147V138H151V139H144L145 137L143 136V133H141L142 132V129H140V133L142 134V141L140 142L139 140H138V143L140 142V143H142V144H144L143 145V147H141V148H145L144 149V153L142 152L143 151V149H141V148H137V147H135V145H133V144H136V142H137V139L138 138H141V136H139L138 137V134L139 133H137V131H139V129L138 128H140L139 126H137ZM148 124V125H149ZM197 124V125H198ZM257 124V125H256ZM78 125V126H77ZM94 125V126H93ZM108 125V126H107ZM149 125V126H150ZM223 125H224V127H223ZM228 125V126H227ZM231 125V126H230ZM245 125H246V128H245ZM36 126H37V124H36ZM35 126V127H36ZM80 126H82V127H80ZM136 126L138 127V128H136ZM147 126V125H146ZM148 126V127H149ZM208 126V125H207ZM216 126V127H215ZM218 126L221 128L220 129V132L221 133H223V134H220V133H218L219 131H217V130H219V128H218ZM255 126H256V130H255ZM32 128V126H29V128H27V130H28V139H29V142H28V146L27 147H29L30 145H32V146H30L29 148H34V150L36 151V153H39L40 151H43V149L46 147V146H49V147H51V145H53V140H54V144L56 143L57 144V140H61L62 139V141H63V139H64V135L66 136L67 134H66V132L65 133H63V134H61V132H59L58 130L56 131V130H51V131H53L54 133H55V131H56V133H55V136H54V134H51V135H53V136H51V135H49V136H51V138L52 137H56V134L58 135V137L59 138H52V139H50V138H48V139H50V140H52V142L50 141H47V143H44V139H46V138H43V133L41 134V132L43 131V129H41L42 131H40V129H38L37 130V127H36V132L35 131H33L31 128ZM80 127V128H79ZM198 127V126H197ZM196 127V128H197ZM227 127V128H226ZM38 128H40L39 126H38ZM41 128H43V127H41ZM71 128V129H70ZM74 128V129H73ZM81 128H82V130H81ZM99 128H101V130H99ZM105 128V129H104ZM107 128H108V130H109V132H108V130H107ZM211 128L216 132H214L213 131V133H211L212 131H211ZM230 128V129H229ZM254 128V129H253ZM74 131H73V130ZM147 129V128H146ZM217 129V130H216ZM257 129H259V130H257ZM262 129V130H261ZM35 130V129H34ZM107 130V131H106ZM115 130V131H114ZM135 130H136V133H135ZM254 130V131H253ZM72 131H73V133H72ZM80 131V132H79ZM101 131V132H100ZM146 131V130H145ZM148 131H150V130H148L147 129V132ZM197 131V132H198ZM232 131H234V132H232ZM242 131V132H241ZM258 131V132H257ZM105 132V133H104ZM108 132V133H107ZM112 132H114V135L112 134ZM146 132V133H147ZM257 132V133H256ZM61 135H63L62 137L61 136H59L60 134ZM124 133H126V132H124ZM135 133V134H134ZM229 133H231V134H236L235 136L237 137V141H238V146H235L234 147V143L233 142H235L234 140H236L235 138L236 137H234V139H233V137H232V135L231 134H229ZM72 134V135H71ZM79 134V135H78ZM82 134V135H81ZM99 134V135H98ZM101 134H103V135H101ZM113 136H112V135ZM148 134V133H147ZM203 134H204V131H203ZM225 134V135H224ZM228 134V135H227ZM237 134H238V136H237ZM43 135V136H42ZM81 135V136H80ZM98 135V136H97ZM105 135V136H104ZM111 135V136H110ZM137 135V136H136ZM227 135V136H226ZM231 136V138L232 139H227V138H229L230 136ZM102 136V137H101ZM136 136V137H135ZM206 136V137H205ZM225 136V137H224ZM229 136V137H228ZM258 136V137H257ZM61 137V138H60ZM99 139H98V138ZM107 137V138H106ZM138 137V138H137ZM73 138H74V140H73ZM117 138V140L119 139V137H116ZM136 138V139H135ZM224 138V139H223ZM78 140V141H77ZM100 140V141H99ZM128 140V141H127ZM134 140V141H133ZM200 140V141H199ZM229 140V142L232 140V142H230L229 144H227V141ZM30 141H32L33 143L32 144H29V143H31ZM62 141H61V143H62ZM92 141V142H91ZM100 142V143H97V142ZM132 141V142H131ZM136 141V142H135ZM144 141H146L145 143H144ZM198 141H199V143H198ZM203 141V142H202ZM257 142V144H256V150H249V152L247 151V154H245V153H243L244 151L242 150V149H244V147H247V149H250V145L252 146V143L253 142ZM19 142H21V141H19ZM23 142V141H22ZM75 142H76V144H75ZM97 144H96V143ZM101 142H102V144H101ZM131 142V143H130ZM135 142V143H134ZM158 142V143H157ZM200 142H201V144H200ZM243 142V143H242ZM48 143H52L51 145L49 144L48 145ZM220 143H222V146L220 147V150H223V151H225L226 153H227V157H231L230 159H231V161H232V163H234V164H229V165H231V166H226L227 165V163L226 164H223L222 166H220V164H217V163H219V147H216V146H218ZM235 143H237V142H235ZM58 144H60V142H58ZM73 144H74V146H73ZM83 144V145H82ZM88 144V145H87ZM94 144H95V150L93 149L94 147ZM126 144V145H125ZM197 144H198V146L199 147H197ZM227 144V145H226ZM232 144V145H231ZM20 145H21V143H20ZM22 145H25V143L23 142L22 143ZM21 145V146H22ZM27 145V144H26ZM45 145V147H43ZM80 145L82 146V148H80ZM91 147H90V146ZM99 145V147H97ZM101 145V146H100ZM130 145V146H129ZM140 145V144H139ZM236 145V144H235ZM240 145H242V148H241V146ZM243 145H247V146H244L243 147ZM76 146V147H75ZM78 146V147H77ZM126 146V147H125ZM145 146V147H144ZM49 147H47V149L49 148ZM52 147H54V148H52ZM51 148H50V151H48L49 152V155H51V156H49V157H42L43 159L42 160H46L47 158V160H48V162H51L52 163V165H51V168L53 169V170H55V172H56V170H57V174H58V176H59V174H61V178L63 179L64 178V176L62 175L63 173L62 172H64L65 170H67L68 168H69V166L68 167H66V169H65V164H67V163H65V162H69V161H66L65 159H64V157L65 156H59L58 155V153H55V152H57V151H55L56 150V148H55V146H52ZM57 147V146H56ZM87 147L89 148V149H87ZM132 147H135V149H131ZM215 147L217 148V149H215ZM249 147V148H248ZM28 148V149H29ZM58 148V147H57ZM74 150H73V149ZM79 148V149H78ZM99 148V149H98ZM149 148H148V150H149ZM154 148V147H153ZM156 148V147H155ZM154 148V149H155ZM158 148V147H157ZM51 149H52V152H51ZM76 149H77V151H76ZM87 149V150H86ZM101 149V150H100ZM136 149H141L140 151L141 152H139V157H138V155H137V152L139 151V150H136ZM203 149V150H202ZM237 149H241V150H237ZM246 149V148H245ZM244 149V150H245ZM34 150H33V152H34ZM37 150H38V152H37ZM54 150V151H53ZM91 150V151H90ZM133 150V151H132ZM147 150V149H146ZM147 150V151H148ZM29 151H31V149L29 150ZM44 151H46L45 149H44ZM43 151V153H45ZM135 151H137L136 153H135ZM47 152V151H46ZM47 152V153H48ZM50 152H51V154H50ZM54 152V153H53ZM78 152V153H79ZM133 152V153H132ZM239 152V153H238ZM241 152H242V154L244 155H247V156H245V157H243V156H241L240 157V159H235V157L236 156H240V155H242L241 154ZM32 153V152H31ZM40 153H42V152H40ZM40 153H39V157H38V154H35V153H33V154H35V157H36V155H37V157L36 158H39V162H42L43 163V161H41V159H40V157H41V155H40ZM47 153H45L44 155H42V156H46V155H48ZM53 153V154H52ZM85 153V152H84ZM141 153H142V155H141ZM234 153V154H233ZM32 154V155H33ZM56 154V155H55ZM86 154H85V156H86ZM91 154H90V157H91ZM132 154H134V157H133V155ZM238 154V155H237ZM53 155V156H52ZM84 155V154H83ZM93 155V156H94ZM124 155V156H125ZM137 155V156H136ZM236 155V156H235ZM34 156V155H33ZM70 158V160H71V156H70V154L68 155ZM84 156V157H85ZM88 156H86V157H88ZM95 156H94V158H95ZM101 156V157H100ZM235 156V157H234ZM35 157H33V158H35ZM132 157V158H131ZM135 157H137V158H135ZM35 158V160H37ZM46 158V159H45ZM142 158V157H141ZM243 158V159H242ZM245 158V159H244ZM69 159H67V160H69ZM85 159H87V158H85ZM85 159H82L83 161L85 160ZM124 159H125V157H124ZM143 159V158H142ZM146 159H148V158H146ZM217 159H218V161H217ZM35 160H33V163L35 162ZM50 160V161H49ZM62 161V163H61V161ZM64 160H65V162H64ZM78 161H79V159H77ZM81 160V159H80ZM236 160V161H235ZM83 161H81V162H78V163H80L81 165H82V162ZM37 162V161H36ZM39 162H37L38 164H39ZM70 162H71V164H70ZM67 165H69L70 164V168L73 170V166H71V165H73V158H72V160L70 161ZM229 162H230V160H229ZM236 162V163H235ZM46 163H47V161H46ZM63 163H65V164H63ZM75 164H77V166L79 165L78 163H76V162H74ZM102 163L103 164H105L103 161H102ZM101 163V165L97 168L98 169V171H99V169H101L103 166V164ZM36 164V163H35ZM38 164H36V166H35V170H37L38 172L40 171V169H41V171L39 172L40 173V175H43V174H45V172L44 171H42V169H43V167L42 168H39V170H38V167H37V165ZM75 164H74V166H75ZM169 165V164H168ZM39 166V165H38ZM76 166V167H77ZM102 166V167H101ZM40 167V166H39ZM62 167L64 168V170H61L62 169ZM81 167V166H80ZM80 167L79 168H74L75 170L76 169H80ZM171 167L172 168H174L173 166H171L170 165V168L168 167L167 168V170H166V172L165 173H167V174H164L165 176L167 175V178L164 176V177H162V178H160V177H158L155 181V188H156V191H157V189L159 190L158 192H156V196H157V199L158 200H155L156 199V197H154L155 199V204H157L158 205V208L157 209H154V210H156V212H158L157 210H160V212L162 213V211L161 210H163V212L165 211V213H167V211H169L172 215H171V219L169 218V220L168 221H171L172 220V222L171 223H169L170 225L171 224H173V225H171L170 227H176L175 228V230H176V232H174V228L172 229L173 230V235H176V234H180V235H176V238L173 240V239H167V241H169L170 243H173V247L170 249L171 250V253L168 251V253H166V251H165V249H163L164 248V246L167 244H165L164 245V243L165 242H167L166 241V239L164 240V239H159L160 241H158V243H157V248L159 249V248H162L161 250L164 252V255H163V253H162V251L161 252H157L159 255H157V257L156 256H154V258L156 259V262H155V264H164V263H166V264H169L170 262H171V264L172 263H174V264H189V263H192V264H195V263H193L196 259H195V257L194 258H191V256L192 255H190V254H192V253H189V251H192V247H190V244L188 245L189 246V249L190 250H186V248H188V247H186V244L185 243H183L182 241L184 240L183 238L185 237L184 236V232L186 231V232H188V230H190V227H191V224L192 225H194L192 228H194L196 225L193 223V218H192V216H190L189 217V215L187 214L188 212L186 211L189 207H188V204H185V201L183 202L182 201V199L180 200L178 197H176L175 199H174V194L176 195L177 193H178V190H176L177 189V187L175 188L174 187V184H180V182H176L175 183V181H176V177L174 176V177H172V178H170V176H171V173L173 174V170H172V172H170L171 171ZM226 167V168H225ZM230 167H231V170H230ZM37 168V169H36ZM50 168V169H51ZM56 168V169H55ZM59 168V169H58ZM70 168L68 169V173H69V171H70ZM170 171H169V170ZM233 169H234V171H233ZM50 171H52V170H50ZM50 171L47 173V175L50 173ZM59 171V172H58ZM62 171V172H61ZM74 171V170H73ZM221 171V172H220ZM223 171V172H222ZM44 172V173H43ZM66 172V171H65ZM64 172V173H65ZM79 171H77V174H79L78 173ZM168 172L170 173L169 175H168ZM229 172V173H228ZM43 173V174H42ZM52 173V172H51ZM50 173V175H56V173H52L51 174ZM67 173V172H66ZM65 173V174H66ZM97 173H102V172H97ZM100 174H97V176L95 177V179H96V183H95V185H93L92 187L93 188H102V184H104V186H105V183H104V180H105V182H106V180H108V178H110L109 176L110 175H108V178L107 177H105L104 176V174L102 175V176H104V178L102 177L101 178V175ZM220 174H222V175H220ZM226 174H227V176H226ZM46 175V176H47ZM49 175V176H50ZM100 177H99V176ZM48 176V177H49ZM54 176H52V177H54ZM58 176H55V178H57V180H53V178H52V180L53 181H55V182H53V181H51V179H50V185H49V181H48V179L46 180L47 182H46V184H45V189H46V187H47V185H49L50 187L49 188H51L50 190L52 191H50L48 188V190L49 191H45V193L46 192H49V193H46V195L48 194V196H49V199H50V196H51V198L52 197H54L55 199H56V197L58 196V193L56 192L57 191V189H59V186H60V189H62V187H64V185H65V183L67 182V180H66V176H69V178H70V176L71 175H69V174H67L66 176H65V181H64V185H63V183H61L60 182V177L58 178ZM173 176V175H172ZM49 177V178H50ZM97 177L100 179L101 178V180H100V182L102 183H100V185H98L99 184V179H97ZM222 177H224V178H222ZM37 178V177H36ZM68 177H67V179H69ZM105 178H107V179H105ZM227 178V179H226ZM103 179V180H102ZM173 179V180H172ZM227 180V182H226V180ZM80 180V179H79ZM110 180V179H109ZM172 180V181H171ZM177 180H179V179H177ZM34 181L36 182V179L34 178ZM70 182H71V178H70V180H69ZM180 181V180H179ZM52 182H53V184H55L54 186H51L52 185ZM58 182V183H57ZM235 182V183H234ZM48 183V184H47ZM106 184H107V182H106ZM178 184V185H179ZM61 185H63V186H61ZM181 185H183V184H180L179 185V187H178V189H179V191L181 190L180 189V187L182 188L183 186H181ZM94 186H96V187H94ZM97 186H100V187H97ZM104 186H103V188H104ZM58 187V188H57ZM173 187H174V189H173ZM93 188H92V191H94V193H95V196L93 195V196H91V198L92 199H96L95 197H97V195L98 194H96V191L97 190H93ZM102 188V190H104ZM155 188H154V190H155ZM170 188V189H169ZM190 188H192V187H190ZM60 189L58 190V192H61L60 191ZM187 189L188 188H186V191H187ZM102 190L100 189V192H102ZM190 190V189H189ZM63 191V190H62ZM163 191V192H162ZM177 192V193H176ZM184 192V188L182 189V191H181V195H182V193ZM93 193V194H94ZM162 193H164V194H162ZM165 193L166 194H171L170 196H166L167 198H168V201H167V199H165L166 197H163V195H165ZM226 193V194H225ZM56 194V195H55ZM191 194V193H190ZM91 195H92V193H91ZM158 195L160 196V199L161 200H159V197H158ZM178 196H179V194H177ZM184 195V194H183ZM194 195V197L195 196H199V197H195V198H193V196H192V194H191V196H190V198H193V200H195L196 198L198 199V198H200V194L199 195H195V193L193 194ZM206 195H207V198L205 199V197H206ZM230 195V196H229ZM56 196V197H55ZM226 196V197H225ZM47 197V196H46ZM163 197V198H162ZM173 197V199H170L169 200V198H172ZM180 198H181V196H179ZM184 197V196H183ZM201 197V198H202ZM54 198H52V199H54ZM185 198V197H184ZM215 198V199H214ZM179 201H178V200ZM196 199V200H197ZM208 199V200H207ZM164 200H165V202H164ZM173 202H176V203H173ZM177 200V201H176ZM183 200H185V199H183ZM199 200V199H198ZM197 200V201H198ZM163 201V202H162ZM169 201H170V204L172 205V207H171V205L169 204ZM183 203H182V202ZM196 201V202H197ZM201 201H202V199H201ZM12 202V201H11ZM10 202V203H11ZM162 202V203H161ZM166 202H168V204L166 203ZM178 202H180V203H178ZM186 202V203H187ZM219 202V203H218ZM13 203V202H12ZM160 203V204H159ZM165 203V204H164ZM173 204H175V207H174V205ZM178 204V205H177ZM201 204V205H200ZM11 205H13V204H10V206ZM157 205H156V207H157ZM160 205V206H159ZM181 205V206H180ZM182 205H187L186 207L185 206H182ZM198 205H199V207H198ZM212 205V206H211ZM154 206V205H153ZM163 206V207H162ZM179 206V207H178ZM201 206V207H200ZM205 206V207H204ZM12 207V206H11ZM178 207V208H177ZM180 207L182 208V210H183V212H186L185 213V217H187L186 218V221L188 220V219H190L191 220V222L192 223H190V222H184L183 220L185 219H183L182 218V216H184V215H181V214H183V212H182V210L180 209ZM185 207V208H184ZM188 207V208H187ZM208 207V208H207ZM155 208V207H154ZM174 208H177V209H175L176 210V212L177 211H179V214H180V210H181V217H180V215L178 214V212L177 213H175V211H174ZM197 208H199V209H197ZM202 208V209H201ZM180 209V210H179ZM185 210V211H184ZM173 211V212H172ZM188 211H190V210H188ZM241 211H242V213H241ZM160 212H158V213H160ZM191 212V211H190ZM189 212V214L191 215V213ZM201 212V213H200ZM205 212V213H204ZM175 215H174V214ZM186 214L188 215V216H186ZM201 214H203V215H201ZM261 214V215H260ZM179 216V218H178V216ZM198 216H200L199 218H201V219H198V221L199 222H197L196 223V221H197V218L196 217H198ZM175 217V218H174ZM174 219V220H173ZM196 219V220H195ZM180 220V221H179ZM178 221L181 223L182 221L184 222V224H185V227H184V225L181 223V225H183V229H182V227L180 226V223H178ZM200 221H201V223H200ZM204 222V223H203ZM175 223V224H174ZM201 224V225H200ZM203 224V225H202ZM176 225V226H175ZM189 226V227H188ZM169 227V228H170ZM186 227H188L187 229H185ZM202 227V228H201ZM191 228V229H192ZM197 228V227H196ZM199 228H197V229H199ZM207 228V229H206ZM171 229H168V232L171 230ZM185 229V231L183 232L182 230H184ZM203 230V231H202ZM183 232V235H182V233H180V232ZM206 231V232H205ZM171 232V234H172V231H170ZM167 233V232H166ZM169 234V233H168ZM170 234V235H171ZM186 235V234H185ZM177 236H178V238H177ZM182 236H184V237H182ZM183 239V240H182ZM261 239V240H260ZM178 240H180V241H178ZM176 242V243H175ZM186 242V241H185ZM226 242V243H225ZM176 244V245H175ZM182 244V245H181ZM229 245L230 244V248L228 249V251L229 250H231L230 252H228L227 251V254L226 253H223L222 252V248L224 247V246H226V245ZM160 245H162V246H160ZM179 245V246H178ZM224 245V246H223ZM176 249V250H175ZM220 249H221V251H220ZM224 249V248H223ZM173 250V251H172ZM186 250V251H185ZM217 251V252H216ZM220 251V252H219ZM177 252V253H176ZM188 253L189 254V256H187L185 253ZM221 252L223 253V254H221ZM225 252V251H224ZM169 253H170V255H169ZM174 253V254H173ZM184 253V254H183ZM220 253V254H219ZM156 255V254H155ZM166 255V256H165ZM184 255L185 256H187V257H184ZM199 255V254H198ZM201 255V254H200ZM168 256V257H167ZM191 258V261H192V259H193V262H191V261H189L190 260V258ZM198 257V256H197ZM207 257V258H206ZM153 258V259H154ZM164 258V259H163ZM168 258H170V259H168ZM181 258V259H180ZM184 258H186V259H184ZM169 261H168V260ZM176 259V260H175ZM179 259V260H178ZM166 262H165V261ZM171 260V261H170ZM187 260V261H186ZM155 261V260H154ZM160 261V262H159ZM184 261H186V262H184ZM169 262V263H168ZM201 263V264H202Z\"/></svg>",
    "mask_w": 264,
    "mask_h": 264
}]
</instances>
